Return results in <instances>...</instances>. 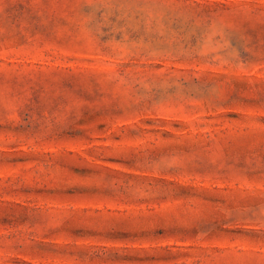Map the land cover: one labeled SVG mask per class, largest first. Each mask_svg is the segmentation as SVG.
I'll use <instances>...</instances> for the list:
<instances>
[{
  "label": "rangeland",
  "instance_id": "374dc122",
  "mask_svg": "<svg viewBox=\"0 0 264 264\" xmlns=\"http://www.w3.org/2000/svg\"><path fill=\"white\" fill-rule=\"evenodd\" d=\"M0 264H264V0H0Z\"/></svg>",
  "mask_w": 264,
  "mask_h": 264
}]
</instances>
